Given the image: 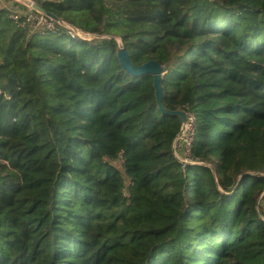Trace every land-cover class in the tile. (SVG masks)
I'll return each mask as SVG.
<instances>
[{
    "label": "trees",
    "instance_id": "obj_1",
    "mask_svg": "<svg viewBox=\"0 0 264 264\" xmlns=\"http://www.w3.org/2000/svg\"><path fill=\"white\" fill-rule=\"evenodd\" d=\"M33 1L98 39L0 8V264H264V0Z\"/></svg>",
    "mask_w": 264,
    "mask_h": 264
},
{
    "label": "built area",
    "instance_id": "obj_2",
    "mask_svg": "<svg viewBox=\"0 0 264 264\" xmlns=\"http://www.w3.org/2000/svg\"><path fill=\"white\" fill-rule=\"evenodd\" d=\"M11 1L12 5H8L0 0L2 3L1 9L9 11L11 19L17 24V26L28 30L30 33L44 35L47 33H55L58 28H61L66 34L74 39L86 41L98 39L97 36L84 32L64 20H56L55 18L48 17L47 15L36 11L29 4H25L21 0ZM16 4L23 5V8H20ZM196 133L197 125L195 117L194 115L189 114L187 123L181 128L173 146L176 157L183 165L192 162L191 154Z\"/></svg>",
    "mask_w": 264,
    "mask_h": 264
},
{
    "label": "water",
    "instance_id": "obj_3",
    "mask_svg": "<svg viewBox=\"0 0 264 264\" xmlns=\"http://www.w3.org/2000/svg\"><path fill=\"white\" fill-rule=\"evenodd\" d=\"M25 4H29L33 9L39 11L48 17L54 18L51 14L44 12L34 1L32 0H21ZM117 57L123 66V68L135 77H141L147 74H151L154 77V88L156 93V100L159 110L166 116H176L180 120L181 128L185 126L188 120V114L184 111H169L164 107L163 98L164 92L161 85V79L163 76V67L155 61H149L141 66L133 64L130 54L124 50L122 45L117 53Z\"/></svg>",
    "mask_w": 264,
    "mask_h": 264
},
{
    "label": "rangeland",
    "instance_id": "obj_4",
    "mask_svg": "<svg viewBox=\"0 0 264 264\" xmlns=\"http://www.w3.org/2000/svg\"><path fill=\"white\" fill-rule=\"evenodd\" d=\"M1 1L6 3V4H8V5H12V1L11 0H1ZM1 7H2V3L0 2V8ZM120 44H121V42H120ZM188 159H189V157H188Z\"/></svg>",
    "mask_w": 264,
    "mask_h": 264
}]
</instances>
